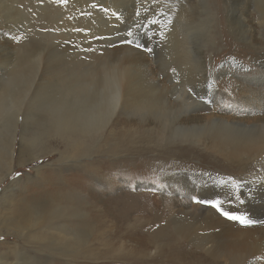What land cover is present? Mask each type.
Wrapping results in <instances>:
<instances>
[{
  "label": "rangeland",
  "instance_id": "rangeland-1",
  "mask_svg": "<svg viewBox=\"0 0 264 264\" xmlns=\"http://www.w3.org/2000/svg\"><path fill=\"white\" fill-rule=\"evenodd\" d=\"M114 1L116 0H68L63 3L62 0H0V135H5L3 141L0 139V147L8 146L10 142L11 135L6 130L7 121L11 117H17L18 120L11 119V123L13 120L17 121L19 126L15 139V169L0 184V217L15 208L19 209L22 203L36 199L33 196L36 191L45 189L49 193V185L45 181L51 178L49 176L53 171L62 167L63 162L58 160L59 155L55 150L26 163L18 162L19 154L24 152L25 157L33 146L31 139H27L31 144L24 141V147L20 145L24 123V127L29 126V131L26 132L29 135L32 129L34 131L38 127L42 128V123L48 117V106L42 102V97L47 96V88L39 92V99L34 98L37 88L46 84L41 83L42 76L54 68L53 74L47 79L49 88L52 89L53 82L63 81L62 72L65 75L66 70L70 71L77 62L86 60L87 63L90 56L115 54L126 60L135 58L140 64L135 49L124 47L123 42L127 38L153 43V55L147 53L148 56H145L148 58L146 68L150 73L148 85H152L151 82H157L160 88L172 85L171 91L177 95L187 90L186 95L190 88L194 89L198 77L195 74L191 78L190 68L197 63L198 55L203 56L200 62L208 73L203 78L210 82L213 105L206 107V111L195 110L193 118L201 116L205 119L212 115L250 125H264V0L242 1L238 20L231 18L235 9L230 0H169L165 3L168 9L167 22L155 35L151 28L136 22L135 14L139 12L130 16L125 10L126 7L121 10L122 7L117 5L115 8ZM124 1H136L127 6L142 5L137 0ZM101 9L109 11L104 12ZM192 19L194 21L191 22ZM3 24L7 26L4 27ZM74 30L76 35L73 34ZM129 32L132 35H128ZM18 66L23 69H15ZM159 68H162L161 75L156 73ZM172 69H175L174 73ZM37 77L38 80H35ZM31 83L33 86H30ZM16 91H22L26 95L24 102L11 101L9 96ZM32 99L42 103L33 106ZM169 103L178 106V99L171 96ZM127 116L128 120H125ZM138 119L129 114L121 116L119 121L115 120L98 141L96 139L92 142L94 145L89 142L91 145L90 148L87 147L86 156L69 162H75L78 166L63 171V179H70L72 185L81 190L83 197H88V192L91 191L88 188L99 187L96 186L98 182L94 174L89 172L90 169H95L99 174H108L107 178L117 180V184L123 185L124 190L139 194L137 199L129 201L125 216L110 217L113 222L112 237L117 240L114 242L120 249L117 253H128L131 256L135 251L146 253L147 257L144 256L143 260L132 264H229L225 252H220L217 256L212 254L216 249L210 250L213 244L209 237L216 240L218 245L221 239L235 245L241 238L248 237L250 242L246 245L254 250L247 251L254 254L255 264H264V255L255 253H264L263 160L260 159V162L256 160L257 157L243 152L234 161L213 150H202L201 147L195 148L198 151L193 155L177 156L178 152L168 149V142L148 136V131L154 124L152 121L142 125ZM187 121L191 123L190 120ZM263 129L258 128L257 135L264 139ZM110 133L114 134L113 137H106ZM35 143L40 144L39 141ZM48 144L54 149H63V144L57 138H50ZM79 166L84 168H78ZM172 169L203 174L199 177H207L209 182L214 181V185L219 181L239 182L238 190L228 193L230 197L240 200L241 209H236L234 213L252 220L253 223L244 225L224 216L223 212L231 213L236 208L227 203L220 204V208L212 206L207 209L206 217H189L185 213L192 209L194 196L185 192L181 183L175 186L166 183V171ZM253 180L256 182L252 185L258 186L257 189L251 188ZM96 195L93 201L101 207L103 200L100 195H106L100 190ZM24 198L27 201L24 202ZM243 208L246 209L241 211ZM161 209L164 215L156 213ZM216 214L223 218L215 216ZM204 218L213 223L201 224ZM76 219L67 221L66 224L72 228L69 231L77 232L80 236L81 252L100 232L92 234L87 231L86 234L85 228L75 225ZM194 221L199 222L198 226H187V223ZM164 224H168V227H163ZM227 226L245 228L247 232L225 235L222 231ZM57 227L56 225L53 229L44 230L53 234L57 232ZM31 231L33 228L24 230V236L18 232L10 235L1 232L0 254L9 253L11 244H20L24 251L34 254L35 259L30 264H72L70 261L73 259L67 254H46L26 242L24 237L31 234ZM104 246L95 248L97 251L93 256L78 254L77 264H121L118 263L121 260L106 257ZM253 254L247 253L239 257L237 262L242 264L244 260L252 258Z\"/></svg>",
  "mask_w": 264,
  "mask_h": 264
},
{
  "label": "bare ground",
  "instance_id": "bare-ground-1",
  "mask_svg": "<svg viewBox=\"0 0 264 264\" xmlns=\"http://www.w3.org/2000/svg\"><path fill=\"white\" fill-rule=\"evenodd\" d=\"M168 1L169 0H137V3H141L142 5L137 4L133 6L127 5L133 4L136 1L128 3L124 0H116L113 3L115 8H117V5H120L122 7L121 10L126 7L125 10L130 16H132V14L134 15L135 12H139L135 14L134 19H136V22L151 28L152 34L155 35V33L164 26L165 22H167L166 11L168 9L165 3ZM242 1L244 0H230V4L234 6L235 9L231 15L232 19H239V6ZM113 3H111V5ZM192 21H194V19H192L191 22ZM3 25L4 27L7 26L5 24ZM171 29L174 28L172 27ZM1 33L2 31H0V34ZM73 34L76 35V30L73 31ZM127 41H132V43L129 44ZM127 41L123 42L124 47L130 46L135 49L138 54L137 59L141 61L140 64L137 63L135 58L126 60L115 54H109L104 57L90 56L87 58L89 59L87 63L85 62L86 60L84 62H77L70 71L66 70L65 75L64 72H62L61 79H63V81L53 82L52 89L49 88L47 79L53 74L54 68H52L53 70L51 72L42 76L44 79L41 78V83L45 82L46 84L43 83L45 86H39L40 88L36 87L37 90H34V98L39 99V92L47 88V96L42 97L44 101H42V98L40 99L48 106L46 112L48 117L47 119L45 118V122L42 123V128L38 127L34 131L32 129L29 135L26 134V132L29 131V126L24 127V123L20 145H22L23 148L24 141L30 143L27 139H31L33 146L25 157L24 152L18 153V162L19 164L26 163L42 155L52 153V151L55 150L59 155L58 160L63 162L62 167L61 169L53 171V174L49 176L51 178L45 181V183L49 185L47 188L49 193L45 192V189L36 191L33 195L36 199L28 201L26 204H20L19 209L15 208L10 212L12 215L9 213L0 217V233L3 232L10 235L11 233L18 232L20 235L24 236L26 235L24 230L33 228V231H31L32 233L24 237V239H27L26 242L32 244L38 251L46 254L49 252H57L61 255L67 254L73 259L70 261L72 264H77L76 261L78 260L76 257H78V254L82 256H93L97 251H95V248H99V245L106 246V257L118 261L121 260V262H118L121 264H132L133 262L143 260L144 256L147 257L146 253L142 251H135L136 253L134 252L132 256L128 253H117L120 249H118L114 242L117 240L112 237L113 222L110 221V217L114 218V216H116V218H118L125 216L129 201L137 199L139 194L136 195L131 191L124 190L123 185L117 184V180L107 178L108 174L106 173H96L94 171L95 169H90L89 172L94 174L97 180L96 182H98L96 186L99 187L88 188L91 190L88 192V197H83L80 193L81 190L72 185V182L69 181L70 179H63L64 170L69 167L78 166L75 162L71 164H69V162L77 161L79 158L86 156L87 147L91 145H89V142L94 143L96 139L98 141L112 126L115 120L119 121L120 117L123 115L130 114L138 117L142 125L149 120L152 121L154 124L151 129H149L148 132L150 134L148 136H154L157 139L168 142V144H170L168 149L173 150L175 153L178 152L177 156L193 155L198 151V149L195 148L201 147L202 150H213L224 158H229L234 161L239 154L246 152L253 157H257L256 160L258 161H260V159L263 160V162H260L264 163V139L257 135L258 128H264V125H250L221 117H213L212 115L205 119L201 116L193 118V116H195L193 114L195 110L206 111V107L213 105L210 96L212 92L210 89V82L208 79L203 78L206 75L208 76V73L202 68L200 62L203 58L202 55L197 56V63L194 64V66L191 65L190 68L191 78H193L195 74L198 77L196 86L194 89L190 88L191 91L186 95L185 93L187 90L177 95L172 93V85L171 87L167 85L165 88L158 87L157 82H151L152 85H148L147 80L149 79L150 73L146 68V65H148V58L145 56H148V54L153 55V43L145 40L139 41L134 38H127ZM147 49H151L152 51L149 53ZM37 54L38 53H36V55ZM41 54H43V52ZM28 58L35 60L31 57ZM39 58L40 57L37 59L39 60ZM22 65L24 66V64ZM138 66H140V70H138ZM19 67L20 66L15 67V69ZM194 70H196V73ZM17 73L19 72L17 71ZM156 73L161 75L162 68H159ZM26 78L24 81H26ZM35 80H38V77ZM17 82L19 83V81ZM31 82L33 83V81ZM23 85H26V83H23ZM30 86H33V84ZM173 88L175 87L173 86ZM171 96L178 99V106H173L169 103ZM25 97L26 95H23L22 91H16L9 96L11 101L16 102H24ZM37 99H32V102L30 100L31 105L35 106L42 103ZM209 100L211 103L205 102ZM21 104L19 105L21 106ZM149 116L151 119H147ZM11 119H17V117H11ZM11 119L7 121L6 127L7 133L11 135L10 142L9 144L7 143L8 146L3 145V147H0V184L15 169L16 158H14V153L16 151L15 139L17 137L18 123L14 120L15 123H13V121L11 123ZM125 120H128V116ZM187 120H190L191 123ZM215 129H217V131ZM113 135L114 134L110 133L107 134L106 137H113ZM3 137L5 138V135H0L1 141H3ZM50 138L59 139L60 143L63 144V149H54L51 147V145L48 144ZM36 141H39L40 144L35 143ZM184 144H186V146H183ZM136 153L139 154V151H136ZM118 158L120 159V157ZM104 162V160L103 163L101 161L102 164H104ZM78 168L83 169L84 167L79 166ZM96 171H98V169H96ZM201 175L203 174H194L186 170L182 172L180 169H172L166 171V183L170 186L181 183L185 192L191 193L199 200L219 201L222 205L227 203L236 207L230 211L231 214L236 215L234 211L236 209H241L239 206L240 200L230 197L231 195H228V193H232L230 192L231 190L233 192L237 191V183L239 182L228 183L216 181L218 183L214 185V181L209 182L207 177H199ZM254 182H256V180H253L251 185ZM114 187H117V189L115 190ZM251 188L257 189L258 186H254L253 184ZM98 190L106 195V197L100 195L103 200L101 207L93 201L97 196L96 192ZM206 193H208L209 196H207ZM227 196H229V198H225ZM23 201H27V198H24ZM211 207L212 205L194 202L192 209L185 214L189 217L198 216L203 218L206 217L205 212L207 209ZM250 207L253 208L254 206ZM245 209L246 208H243L241 211ZM156 213L164 215L162 209ZM217 213L219 214L218 211ZM218 214L215 216L223 218L222 215L219 216ZM74 218H77L75 225L85 228L86 234L87 231L92 234L100 232V234L96 235L97 237L90 241L81 252H79V248L82 247L80 236L77 235V232L72 233V231H69L72 230V228L66 224L67 221H74ZM201 221L203 225H211L213 223L206 218ZM198 224L199 222L194 221V223L191 222V224L187 223V226L194 227L195 225L198 226ZM56 225L58 226L56 233L50 234L49 231L44 230V228L53 229V226L55 227ZM163 227H168V224H164ZM245 227L248 228V226ZM241 229L240 227L232 228L231 226H227L222 232L225 235L247 232L245 228ZM186 231L187 229L185 232ZM247 238L248 237L241 238L235 245L232 243L230 244L226 239H221L218 245L216 240H211L209 237V241L213 244L210 250L216 249V251L212 252V254L216 256L220 252H225L229 264H240V261L237 262L239 257L245 256L247 253L253 254L247 251L254 250L252 247L246 245L247 242H250ZM8 249L10 250L9 253H5L4 255L0 254V264H30L35 259L34 254L32 255L26 250L24 251L20 244H11ZM255 253L256 255H264L261 251H255ZM254 257L253 254L252 258L246 261L244 260L242 264H255L256 259Z\"/></svg>",
  "mask_w": 264,
  "mask_h": 264
},
{
  "label": "snow or ice",
  "instance_id": "snow-or-ice-1",
  "mask_svg": "<svg viewBox=\"0 0 264 264\" xmlns=\"http://www.w3.org/2000/svg\"><path fill=\"white\" fill-rule=\"evenodd\" d=\"M62 2H63V3H67L68 0H62ZM93 6H95V5H93ZM101 10L104 11V12H108V11H109V9H101ZM116 15H117V18H119V15H118V14H116ZM128 35H132V33L129 32ZM127 42H128L129 44L132 43V41H127ZM138 47H139V45H138ZM147 51L151 52L152 50H151V49H147ZM172 71H173V73H174V72H175V69H172ZM189 91H191V90H189ZM205 102H206V103H211L210 100H209V101H205ZM193 200H194V202H196V203H202V204H206V205H212V206H214V207H216V208H220V203H219V201H206V200H199V199L196 198V197H193ZM221 210H222V209H221ZM223 215L226 216V217H227L228 219H230V220L238 221L239 223L244 224V225H250V224L253 223L252 220H250V219H248V218H246V217H244V216L234 215V214H231V213H228V212H223Z\"/></svg>",
  "mask_w": 264,
  "mask_h": 264
}]
</instances>
